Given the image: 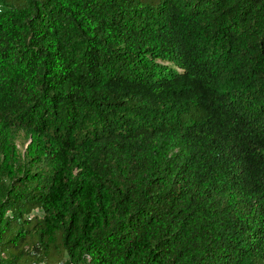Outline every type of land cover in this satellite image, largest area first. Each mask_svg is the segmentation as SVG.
Listing matches in <instances>:
<instances>
[{
    "label": "trees",
    "instance_id": "1",
    "mask_svg": "<svg viewBox=\"0 0 264 264\" xmlns=\"http://www.w3.org/2000/svg\"><path fill=\"white\" fill-rule=\"evenodd\" d=\"M42 260L264 264V0H0V264Z\"/></svg>",
    "mask_w": 264,
    "mask_h": 264
},
{
    "label": "rangeland",
    "instance_id": "2",
    "mask_svg": "<svg viewBox=\"0 0 264 264\" xmlns=\"http://www.w3.org/2000/svg\"><path fill=\"white\" fill-rule=\"evenodd\" d=\"M29 138H30V134L27 133L25 130H23V129L14 130V132H13V142H14V145H15V152L17 154L22 153L24 147L27 145V143L30 140ZM35 212H37L39 214L41 213L38 210H35ZM41 262H43V264H60V260H56L54 262H46L45 260H42ZM34 264H37V263H34Z\"/></svg>",
    "mask_w": 264,
    "mask_h": 264
},
{
    "label": "built area",
    "instance_id": "3",
    "mask_svg": "<svg viewBox=\"0 0 264 264\" xmlns=\"http://www.w3.org/2000/svg\"><path fill=\"white\" fill-rule=\"evenodd\" d=\"M38 264H43V263H38Z\"/></svg>",
    "mask_w": 264,
    "mask_h": 264
}]
</instances>
